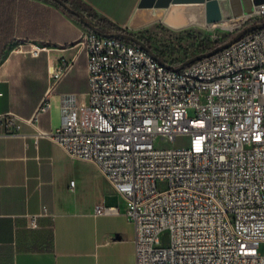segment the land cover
<instances>
[{"label":"built area","instance_id":"obj_1","mask_svg":"<svg viewBox=\"0 0 264 264\" xmlns=\"http://www.w3.org/2000/svg\"><path fill=\"white\" fill-rule=\"evenodd\" d=\"M257 22H264V1L208 25L235 34ZM105 33L89 29L79 41L87 104L68 105L50 131L38 125L48 105L28 118L0 113V133L48 137L71 159L93 163L125 201L135 264H264V26L180 69L181 61ZM14 48L36 56L45 46L18 39ZM69 67L56 65L51 77ZM182 135L185 146L156 145ZM158 180L167 187L158 189ZM95 212L118 206L98 204ZM37 216L30 215L32 227ZM162 228L171 233L167 247L155 245Z\"/></svg>","mask_w":264,"mask_h":264},{"label":"crops","instance_id":"obj_2","mask_svg":"<svg viewBox=\"0 0 264 264\" xmlns=\"http://www.w3.org/2000/svg\"><path fill=\"white\" fill-rule=\"evenodd\" d=\"M78 1L130 32L140 28L129 27L140 0ZM89 29L56 0H0V113L28 118L48 105L38 125L50 131L68 105L87 104V54L79 41ZM18 39L45 48L32 56L14 48ZM63 62L70 67L55 81L51 70ZM98 204L118 212L96 213ZM125 207L93 163L71 159L48 137L0 133V264H135Z\"/></svg>","mask_w":264,"mask_h":264},{"label":"water","instance_id":"obj_3","mask_svg":"<svg viewBox=\"0 0 264 264\" xmlns=\"http://www.w3.org/2000/svg\"><path fill=\"white\" fill-rule=\"evenodd\" d=\"M56 1L68 8L73 14L77 15L88 28L93 31H100L93 22L87 20L81 12L71 8L64 0ZM222 1H227V11L222 8ZM263 1L264 0H140L138 8L129 23V27L132 29L139 28L157 19H160L165 25L173 29H181L194 23L208 25L222 20L224 16H236L242 12H248L251 10L253 4ZM261 26H264V22L248 25L233 34L230 39L216 45L212 49L186 57L175 68L180 69L185 64L213 54L226 47L246 32ZM105 34L109 36H119L135 42L160 59L157 53L154 52L144 40L130 31H114L106 32Z\"/></svg>","mask_w":264,"mask_h":264},{"label":"rangeland","instance_id":"obj_4","mask_svg":"<svg viewBox=\"0 0 264 264\" xmlns=\"http://www.w3.org/2000/svg\"><path fill=\"white\" fill-rule=\"evenodd\" d=\"M69 1L71 8L81 12L87 20L96 23L91 17L87 16L79 9L78 1L68 0V2ZM131 32L139 38L148 39L153 50L160 53L162 58L165 57L171 59L173 62H180L186 57L199 53L200 44H205L207 40H210L211 34L215 33L218 36H224L229 33L227 30H223L218 26L211 27L209 25L197 23L181 29H173L165 25L160 19L152 21L139 29H133ZM189 113H192L191 109L189 110ZM188 140V136L182 135L173 142L158 139L156 140V145L185 146L188 144ZM167 185L168 183L166 180L157 181L158 189H165ZM157 241L158 242L155 245L159 247H167L170 245L171 233L169 228H162L158 232ZM258 250L264 254V242L259 244Z\"/></svg>","mask_w":264,"mask_h":264},{"label":"trees","instance_id":"obj_5","mask_svg":"<svg viewBox=\"0 0 264 264\" xmlns=\"http://www.w3.org/2000/svg\"><path fill=\"white\" fill-rule=\"evenodd\" d=\"M66 3H68V0H64ZM75 1H78V0H75ZM72 2V1H71ZM79 2V1H78ZM78 7L79 9L84 12L87 16L91 17V19L96 22L94 23L97 28L99 30H102V31H105V30H108V32H114V31H124V32H128L127 29L125 28H122L120 26H118L117 24H115L114 22H112L110 19H108L107 17H104V16H100L98 15V13L96 11H94L92 8L86 6L85 4L79 2L78 4ZM75 15V14H73ZM76 16V15H75ZM233 36V34H228V35H224L222 37L221 40L219 39H216L214 41H210V40H207L205 44H200L199 46V53L200 52H204V51H207V50H210L212 49L213 47H215L216 45L220 44V43H223L225 41H227L228 39H230L231 37ZM142 40H144L150 47V43H149V40L148 39H145V38H141ZM156 52V51H155ZM157 55L162 58V56L160 55V53L156 52ZM0 57H1V53H0Z\"/></svg>","mask_w":264,"mask_h":264},{"label":"bare ground","instance_id":"obj_6","mask_svg":"<svg viewBox=\"0 0 264 264\" xmlns=\"http://www.w3.org/2000/svg\"><path fill=\"white\" fill-rule=\"evenodd\" d=\"M222 8L224 9V10H226L227 11V9H228V3H227V1L225 2V1H222ZM227 17L226 16H224L223 18H222V20H220V21H223L224 19H226ZM196 24V23H195Z\"/></svg>","mask_w":264,"mask_h":264}]
</instances>
